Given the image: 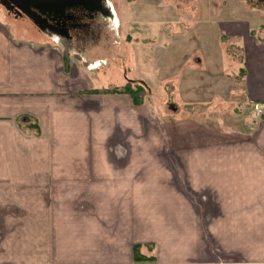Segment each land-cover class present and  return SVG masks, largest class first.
Instances as JSON below:
<instances>
[{
	"label": "crops",
	"instance_id": "1",
	"mask_svg": "<svg viewBox=\"0 0 264 264\" xmlns=\"http://www.w3.org/2000/svg\"><path fill=\"white\" fill-rule=\"evenodd\" d=\"M240 1L217 24L252 107L264 101V2ZM34 25L41 35L0 19V264H264V114L155 131ZM135 245L153 259L136 262Z\"/></svg>",
	"mask_w": 264,
	"mask_h": 264
},
{
	"label": "rangeland",
	"instance_id": "2",
	"mask_svg": "<svg viewBox=\"0 0 264 264\" xmlns=\"http://www.w3.org/2000/svg\"><path fill=\"white\" fill-rule=\"evenodd\" d=\"M239 1L107 0L111 18L99 17L90 25L86 46L72 43L79 75L95 93L141 84L136 109L143 110V123L155 131L172 125L179 132L186 119L210 127L243 128L249 118L261 115L245 99L242 59L231 57L229 44H224L228 36L217 24L235 15ZM2 5L0 1V19L41 35L29 17L14 16ZM48 31L47 41L58 37ZM83 62L87 65L80 66ZM126 97L130 99L128 93ZM164 147L172 151L165 143Z\"/></svg>",
	"mask_w": 264,
	"mask_h": 264
},
{
	"label": "flooded vegetation",
	"instance_id": "3",
	"mask_svg": "<svg viewBox=\"0 0 264 264\" xmlns=\"http://www.w3.org/2000/svg\"><path fill=\"white\" fill-rule=\"evenodd\" d=\"M3 7L14 16H26L29 11L37 12L45 19L43 31L58 36V40L72 43L79 47L86 46L84 37L89 35L90 25L95 23L99 17L110 19L112 11L107 0H87L85 3H78L64 8L63 16L54 17L51 12L36 9L34 7L24 10L13 0H6ZM264 2V0L262 1ZM52 31V33H51Z\"/></svg>",
	"mask_w": 264,
	"mask_h": 264
},
{
	"label": "water",
	"instance_id": "4",
	"mask_svg": "<svg viewBox=\"0 0 264 264\" xmlns=\"http://www.w3.org/2000/svg\"><path fill=\"white\" fill-rule=\"evenodd\" d=\"M6 3V0H1ZM17 5L22 7L24 10L30 7L40 9L42 12L48 11L53 14L54 17L63 16L64 8L78 3H85L87 0H13ZM28 16L32 20L42 26H45L43 22L45 19L42 18L37 12L29 11Z\"/></svg>",
	"mask_w": 264,
	"mask_h": 264
},
{
	"label": "trees",
	"instance_id": "5",
	"mask_svg": "<svg viewBox=\"0 0 264 264\" xmlns=\"http://www.w3.org/2000/svg\"><path fill=\"white\" fill-rule=\"evenodd\" d=\"M143 86L141 84L139 85H136L135 87H131V85H129L128 83H126L125 85L122 86V89L119 88L122 92H126L130 95V100L132 103L136 104L137 102H141L140 101V98H137V97H141V92H142V88ZM118 88H113L112 90H104V92L106 91H110V92H118L119 91ZM120 91V92H121ZM138 251V245H135L134 246V259L136 262H142V261H146V260H151L152 257L151 256H145L143 254H139V255H136Z\"/></svg>",
	"mask_w": 264,
	"mask_h": 264
},
{
	"label": "built area",
	"instance_id": "6",
	"mask_svg": "<svg viewBox=\"0 0 264 264\" xmlns=\"http://www.w3.org/2000/svg\"><path fill=\"white\" fill-rule=\"evenodd\" d=\"M254 112L257 116L264 113V102H256L254 103Z\"/></svg>",
	"mask_w": 264,
	"mask_h": 264
}]
</instances>
